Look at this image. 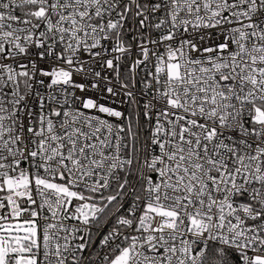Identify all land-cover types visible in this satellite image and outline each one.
<instances>
[{"label": "snow or ice", "instance_id": "6c2138e0", "mask_svg": "<svg viewBox=\"0 0 264 264\" xmlns=\"http://www.w3.org/2000/svg\"><path fill=\"white\" fill-rule=\"evenodd\" d=\"M0 264H264V0H0Z\"/></svg>", "mask_w": 264, "mask_h": 264}]
</instances>
